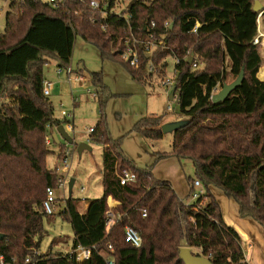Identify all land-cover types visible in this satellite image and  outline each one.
Masks as SVG:
<instances>
[{"label":"trees","instance_id":"16d2710c","mask_svg":"<svg viewBox=\"0 0 264 264\" xmlns=\"http://www.w3.org/2000/svg\"><path fill=\"white\" fill-rule=\"evenodd\" d=\"M5 1L10 2V11L0 34V258L4 264H24L29 256L31 264H79L63 252L41 251L45 222L56 217L71 224L74 248L92 250L91 259L82 264L110 260L184 264L182 248L196 250L212 264H249L239 234L225 223L210 188L223 191L238 204L241 218L254 220L264 231V81L258 78L264 58L254 44L260 15L253 9L255 0H136L131 10L123 11L132 16L130 26L110 12L94 26L92 0H64L59 7L39 0ZM114 6L112 1L110 8ZM132 34L141 42L153 35L164 46L147 56L138 44L139 64L132 67L122 59ZM77 37L97 48L102 60H121L143 84L164 80L167 58L177 60L174 100L189 123L173 133L171 151L158 153L156 164L168 158L191 160L195 177L187 179L190 193L198 180L204 198L187 204L170 182L155 178V165L136 168L120 140L107 136L101 121L91 137L104 145L103 196L87 200L84 213L79 210L82 200L72 196L57 215L41 210L47 188L56 187L58 178L57 166L50 169L46 164L50 154L46 140L52 136L56 142L55 127L63 125L50 97L44 95L45 67L52 62L68 67ZM192 54L199 56L197 69L188 62ZM150 62L156 72L149 71ZM243 68L242 85L225 101L214 103V91L229 76L236 79ZM77 71L83 75V69ZM90 83L101 87V75L91 73ZM100 100L103 106V96ZM162 125V118L145 117L134 131L159 140ZM123 170L133 172L136 182L122 186L118 175ZM109 198L120 203L119 219L110 229L106 227ZM126 226L139 232L140 248L125 241ZM35 251L40 254L34 255Z\"/></svg>","mask_w":264,"mask_h":264},{"label":"rangeland","instance_id":"374dc122","mask_svg":"<svg viewBox=\"0 0 264 264\" xmlns=\"http://www.w3.org/2000/svg\"><path fill=\"white\" fill-rule=\"evenodd\" d=\"M133 0H124L126 6ZM147 3L152 0H142ZM10 11V2L0 0V34L5 32L6 16ZM264 58L263 48H259ZM168 66L165 81L174 82L177 73L175 65L177 60L170 56L167 58ZM55 62L45 67V76L53 73L56 68ZM76 72L83 69L86 79L91 73H98L102 78L101 87L91 84L88 89L75 87L69 90L68 99H64L62 104L64 110L73 113L75 120V144L87 143L92 150H84L81 157L77 151V146L68 144L59 137V142L52 141L49 145L50 154L47 157V166L54 169L60 164V155L65 151V146L70 149L69 171L60 175L76 180L72 197L79 198L86 204V200L101 198L103 196L102 184V154L104 145L96 143L88 133L89 128H95L99 122H103L107 136L112 140H120L122 150L126 157L133 161L138 169L154 167L153 172L158 177L168 180L175 177L183 180L184 177H195V171L191 160L182 159L176 161L172 159L157 162L158 153L170 152L173 144L174 134H166L159 140L144 138L134 131L136 124L145 117H159L162 122L185 121L186 117L181 113L178 101L169 100V94L173 87L162 85V79H153L149 84H143L134 79L130 71L121 60H102L99 51L94 46L86 43L77 37L74 53L70 65ZM64 78L63 75H61ZM53 77V75H52ZM258 78L264 81L263 70L259 71ZM232 76L226 81L230 84L234 81ZM89 81V79H88ZM90 82V81H89ZM222 87L218 88L220 91ZM98 94V98L94 97ZM104 99L101 106L100 98ZM77 100V103H74ZM60 102H55V115L58 116L61 108ZM171 107V109H169ZM163 123V124H165ZM89 139V142H88ZM91 140V141H90ZM58 161V162H57ZM84 189V191H81ZM212 192L223 208L225 223L234 228L242 237V248L245 259L249 264H264V231L263 228L252 219H241L237 203L228 199L224 192L212 187ZM69 195V194H68ZM189 201L191 200L188 199ZM108 206H110L108 204ZM110 208V207H109ZM46 235L41 242V251L47 252H68L73 245V230L69 222L63 221L60 217L46 220ZM54 242L53 248L50 245ZM252 244L253 249L248 254V246ZM197 255V251H192Z\"/></svg>","mask_w":264,"mask_h":264},{"label":"built area","instance_id":"2783aa9c","mask_svg":"<svg viewBox=\"0 0 264 264\" xmlns=\"http://www.w3.org/2000/svg\"><path fill=\"white\" fill-rule=\"evenodd\" d=\"M45 3H49L54 7H59L63 4L64 0H39ZM112 1L115 3V6L113 8H110V5ZM128 8L126 6L124 0H92L90 2V9L92 10V17L91 22L94 26H98V19H105V16L110 12L112 14H115L119 17L120 20L125 22L128 26H130V19L132 18L131 15H125L123 14V11ZM264 15V9L259 15L258 24H260L261 19ZM155 22H152V27H155ZM170 22L165 23V27H169ZM199 27V24L196 25L193 32L197 31V28ZM102 29H106V26L101 25ZM131 42L133 44H131ZM142 44L145 47V52L147 56H152L154 51L156 49H159L164 46L163 41H156L154 40V36L151 35L150 39L148 41L141 42L140 40L136 39L134 35L132 34L130 39L126 42V51L124 55L122 56L123 60H126L129 62L130 66L137 67L139 64V54L137 45ZM254 44L257 45L259 48H263L264 51V34L258 33V36L254 40ZM48 66V65H46ZM199 67V56L193 55V68L197 69ZM149 71L156 72V67L152 62L149 63L148 66ZM55 72L58 76L63 75L65 77L66 82L70 85L71 88H73L76 85H79L80 87H83L87 90L89 94H91L90 90L87 86V82L89 83L88 79L84 77V74L78 73V71H74L71 66L68 67H57L55 68ZM162 85L169 86L174 88V82L165 81L162 80ZM53 84L52 82L46 81L44 82V95L47 97L51 96ZM172 88V89H173ZM218 89H216L213 93L216 94ZM95 97V94H94ZM61 118L63 121V126L65 127L66 131L72 136L74 142H75V126L72 121L73 119V113L67 112L64 110L63 105L61 104ZM171 109V107H169ZM50 128V126H48ZM57 130V127H55V132ZM89 135L94 133V128L88 129ZM47 144L51 145L52 143V136L47 137ZM91 141V140H90ZM89 142V139H88ZM68 143V142H67ZM69 144V143H68ZM67 144V145H68ZM65 146V151L62 153V157L60 158L59 162L60 164H63V167L60 168L57 166L58 170V178H57V184L56 187H49L46 190V198L41 204V210L48 216H54L59 213L63 208H65L66 200L69 197V178H66L62 175H60L59 171L61 170L63 173L68 172L69 169V157L71 155L70 149ZM120 183L122 186H125L129 183H135L137 180L136 175L129 171V170H123L119 175ZM81 191H84L82 189ZM205 196V190L201 184L200 181H195L194 184V191L190 194L192 203L197 202L199 199L204 198ZM110 207V210L107 213V219H106V227L110 229L119 219V214L116 211H113V209ZM144 212V217H145ZM125 241L130 244L131 246L135 248H140L142 245V238L139 234V232L131 226H126L125 228ZM109 250L113 251V247L111 245H108ZM64 255L68 258L69 261H75L76 263L82 264L91 259L92 256V250L86 247L78 246L77 248L71 249L68 252H63ZM40 252L35 251L34 255H39ZM32 263V257L29 256L26 258L24 264H31ZM0 264H4L3 257L0 258ZM108 264H114L112 260L108 262Z\"/></svg>","mask_w":264,"mask_h":264},{"label":"water","instance_id":"95a60500","mask_svg":"<svg viewBox=\"0 0 264 264\" xmlns=\"http://www.w3.org/2000/svg\"><path fill=\"white\" fill-rule=\"evenodd\" d=\"M135 3L136 0L131 1L128 5V9L131 10ZM253 9L256 12L261 13L264 9V5L260 0H255ZM171 27H173V23L171 24ZM188 62L189 64L193 63V54L189 57ZM243 79H244V68L242 69L239 76L232 83L230 84L225 83L222 89L212 96V101L214 103L225 101L232 92H234L237 88H239L242 85ZM175 92H176V88H173L169 94L170 101L174 100ZM188 123H189L188 120L165 123L161 126V130L163 135L172 134L177 130L183 128L184 126L188 125ZM59 137L63 138L69 144L77 146V151L80 157L84 150H89V151L92 150L91 146L87 143L81 142L79 144H75L72 136H70V134L66 131L63 125L59 126L56 132L53 134V138L57 143L59 142ZM75 182L76 180L74 178H71L69 181L70 197L72 196ZM2 238L3 236L0 235V239ZM180 259L184 262V264H212L208 258L193 254L192 250H190L189 248H182L180 250Z\"/></svg>","mask_w":264,"mask_h":264},{"label":"crops","instance_id":"0c3cea01","mask_svg":"<svg viewBox=\"0 0 264 264\" xmlns=\"http://www.w3.org/2000/svg\"><path fill=\"white\" fill-rule=\"evenodd\" d=\"M262 33V34H264V17L261 19V22H260V24H259V29H258V33ZM46 67H48L49 68V65L48 66H46ZM77 70H78V67H77ZM261 70H263V67L260 69V71ZM52 75H53V77H52ZM45 80L46 81H49V82H52V84H53V88H52V92H51V96H50V100H51V102H52V104H53V106H54V108H55V102H60L61 104H62V101H64V99H68V93H69V90H71V92H72V90H74V88L75 87H78V88H81L79 85H76V86H74L73 88H71L70 87V85L66 82V80H65V77L64 78H62V76H58L57 74H56V72H55V69L53 70V73H50L49 75L47 74L46 76H45ZM89 81H90V79H89ZM263 81V80H262ZM88 85H91V83L89 82H87V86ZM82 89V88H81ZM74 103H77V100H74ZM61 104H60V106H61ZM63 105V104H62ZM59 106V108H61ZM63 107H64V105H63ZM71 112V111H70ZM60 113H61V111H60ZM60 113H59V115L58 116H56V118L58 119V120H62V118H61V115H60ZM74 120H75V117H74V115H73V119H72V121H73V123H74ZM163 123H165L164 121L162 122V124ZM75 126V125H74ZM168 159H172V161L173 160H176V161H180V160H178L177 158H168ZM167 160V159H166ZM58 162V161H57ZM56 166H57V164H56ZM193 168H194V166H193ZM153 174H154V176H155V178L156 179H159V180H165V179H162V177H158V176H156V174L153 172ZM189 177H184L183 178V180H180V179H178V178H174V179H172V178H169L168 180H165V181H168V182H170L171 183V185H172V187H173V189L176 191V193H177V195L179 196V198L180 199H182V200H184L185 202H187V204H191L192 203V201L190 200H188V199H190L191 197H190V190H191V188L189 187V185H188V181H187V179H188ZM210 190H211V192H212V187L210 188ZM212 194H213V192H212ZM214 195V194H213ZM226 196V195H225ZM214 197L216 198V196L214 195ZM228 198V197H227ZM229 199V198H228ZM216 200H217V198H216ZM207 201V200H206ZM218 201V200H217ZM219 203V202H218ZM108 204L111 206V208L113 209V211H116V209L118 208V206H119V202H117V201H115V200H113L112 198H109L108 199ZM219 205H220V208H221V211H222V216H223V218H224V215H223V208H222V206H221V204L219 203ZM238 205V204H237ZM87 207H88V204H87V200H86V204L83 202V201H81V203H80V207H79V210H80V212L81 213H84L86 210H87ZM239 213V212H238ZM240 216V215H239ZM241 218V217H240ZM241 219H243V218H241ZM245 219H249V218H245ZM238 234H239V236H240V238H241V241H242V237H241V235H240V233L239 232H237ZM73 240H74V237H73ZM72 249H73V245H72ZM253 249V245L252 244H250L249 246H248V254L251 252V250Z\"/></svg>","mask_w":264,"mask_h":264}]
</instances>
